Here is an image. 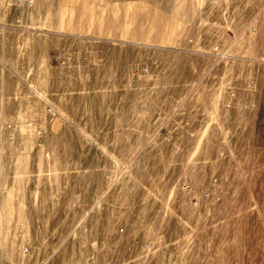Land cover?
Returning <instances> with one entry per match:
<instances>
[{
	"label": "rangeland",
	"instance_id": "obj_1",
	"mask_svg": "<svg viewBox=\"0 0 264 264\" xmlns=\"http://www.w3.org/2000/svg\"><path fill=\"white\" fill-rule=\"evenodd\" d=\"M0 264H264V0H0Z\"/></svg>",
	"mask_w": 264,
	"mask_h": 264
},
{
	"label": "bare ground",
	"instance_id": "obj_2",
	"mask_svg": "<svg viewBox=\"0 0 264 264\" xmlns=\"http://www.w3.org/2000/svg\"><path fill=\"white\" fill-rule=\"evenodd\" d=\"M84 1V0H83ZM85 8H87V7H85V6H81V7H77V9L80 11V10H85ZM74 9H76V7L75 8H72L71 10H74ZM83 14V13H82ZM78 22H79V20H78ZM84 23V22H83ZM67 24H69V25H72V26H75L76 25V23L73 21V20H69L68 22H67ZM90 24H99V25H101L102 24V20H97V22L95 23L94 21H90Z\"/></svg>",
	"mask_w": 264,
	"mask_h": 264
},
{
	"label": "built area",
	"instance_id": "obj_3",
	"mask_svg": "<svg viewBox=\"0 0 264 264\" xmlns=\"http://www.w3.org/2000/svg\"><path fill=\"white\" fill-rule=\"evenodd\" d=\"M12 3H21L23 2L24 0H10ZM27 3L31 4L33 3V0H25Z\"/></svg>",
	"mask_w": 264,
	"mask_h": 264
}]
</instances>
